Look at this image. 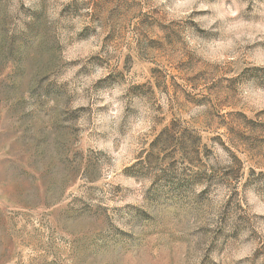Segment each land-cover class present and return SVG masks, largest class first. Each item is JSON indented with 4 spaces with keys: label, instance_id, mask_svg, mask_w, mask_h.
I'll list each match as a JSON object with an SVG mask.
<instances>
[{
    "label": "rangeland",
    "instance_id": "1",
    "mask_svg": "<svg viewBox=\"0 0 264 264\" xmlns=\"http://www.w3.org/2000/svg\"><path fill=\"white\" fill-rule=\"evenodd\" d=\"M0 264H264V0H0Z\"/></svg>",
    "mask_w": 264,
    "mask_h": 264
},
{
    "label": "trees",
    "instance_id": "2",
    "mask_svg": "<svg viewBox=\"0 0 264 264\" xmlns=\"http://www.w3.org/2000/svg\"><path fill=\"white\" fill-rule=\"evenodd\" d=\"M165 131L167 132V131H169V129H166Z\"/></svg>",
    "mask_w": 264,
    "mask_h": 264
}]
</instances>
